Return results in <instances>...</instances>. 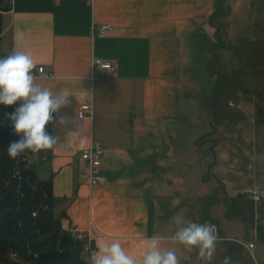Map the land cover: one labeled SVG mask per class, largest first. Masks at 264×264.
<instances>
[{
	"label": "crops",
	"instance_id": "1",
	"mask_svg": "<svg viewBox=\"0 0 264 264\" xmlns=\"http://www.w3.org/2000/svg\"><path fill=\"white\" fill-rule=\"evenodd\" d=\"M0 1L6 7L0 57L14 48L31 52L34 69L50 74L35 76L36 82L71 93L45 126L65 146L27 157L39 179L51 181L55 211L65 214L62 227L89 230L95 251L98 239H119L135 254L152 236L162 238V248L179 251L160 234L172 182L157 174L163 167L156 155L170 149L177 122L190 112L186 97L195 86L184 76L185 36L208 8L200 0ZM99 24L113 29L97 37L93 26ZM94 58L112 61L115 72L93 68ZM89 97L92 118L80 119L78 108ZM94 143L104 150L108 181L89 186L80 154Z\"/></svg>",
	"mask_w": 264,
	"mask_h": 264
},
{
	"label": "rangeland",
	"instance_id": "2",
	"mask_svg": "<svg viewBox=\"0 0 264 264\" xmlns=\"http://www.w3.org/2000/svg\"><path fill=\"white\" fill-rule=\"evenodd\" d=\"M200 1L208 10L185 36L184 76L195 86L186 97L190 112L177 122L171 155L164 147L156 155L163 167L157 174L172 182L160 234L171 238L183 226L176 215L203 224L201 202L212 196L207 208L222 239L210 261L171 241L181 248L179 264H224L226 257L229 264H264V200L237 196L264 191V0ZM248 241L252 253L242 245Z\"/></svg>",
	"mask_w": 264,
	"mask_h": 264
},
{
	"label": "trees",
	"instance_id": "3",
	"mask_svg": "<svg viewBox=\"0 0 264 264\" xmlns=\"http://www.w3.org/2000/svg\"><path fill=\"white\" fill-rule=\"evenodd\" d=\"M5 9L0 5V12ZM209 24L214 27L216 22L210 18ZM20 104H0V264H90L84 256L85 242L62 227L65 214L55 211L51 181L39 179L29 167L27 157L33 152L16 159L6 154L8 145L23 135L15 133L9 119ZM211 106L215 129L216 108ZM213 200L209 196L201 202L204 221L212 222L207 205Z\"/></svg>",
	"mask_w": 264,
	"mask_h": 264
},
{
	"label": "clouds",
	"instance_id": "4",
	"mask_svg": "<svg viewBox=\"0 0 264 264\" xmlns=\"http://www.w3.org/2000/svg\"><path fill=\"white\" fill-rule=\"evenodd\" d=\"M35 67L33 54L19 48H14L6 57H0V104L11 106L18 100L22 101L9 115L15 133L23 134L8 145L6 154L10 159H16L29 150L38 152L65 146L58 145L57 138L49 135L45 126L52 120V114L66 105L71 93L65 89L54 93L52 88L37 83L32 75ZM61 123L64 121L61 120ZM85 144L86 141L80 139L78 146L83 148ZM172 219L178 226L183 224L172 235L173 242H178L188 250L197 248L202 258L212 257L217 241L214 225L185 222L180 215ZM161 244V237H149L141 250L134 254L119 239H98L90 264H179L176 252L162 248ZM224 264H229V258H225Z\"/></svg>",
	"mask_w": 264,
	"mask_h": 264
},
{
	"label": "built area",
	"instance_id": "5",
	"mask_svg": "<svg viewBox=\"0 0 264 264\" xmlns=\"http://www.w3.org/2000/svg\"><path fill=\"white\" fill-rule=\"evenodd\" d=\"M113 27L109 24H99L93 26V33L97 37H103L106 33L111 31ZM92 66L95 69L104 70L108 73H114L116 70V65L109 60H103L100 58H94L92 60ZM32 75L40 76V77H46L50 74L44 70L42 66L37 67L36 69H33ZM77 117L80 119H91L92 118V103L91 98L89 97L84 103H82L78 108ZM104 150L99 144H91L86 149H84L80 156L86 163V169H87V182L89 186H98V185H104L107 183V177L103 173L101 169V160L103 157ZM248 197L253 202H258L260 200H264V191L258 190L256 188L250 189L247 192ZM204 223H208L209 225H214V233L217 236L218 239H222L218 235V229L217 226L206 220ZM69 232L75 236V238L79 240H83L85 242L84 244V256L85 260L90 263L91 256L95 253V250L91 248L90 242L92 240V234L89 230L82 231L77 228H72L69 230ZM243 247L250 253L253 252L255 249V244L252 241H248L245 243H242ZM198 256L199 252H198ZM12 257H15V255H12ZM201 259L205 261H210V258L207 257H200Z\"/></svg>",
	"mask_w": 264,
	"mask_h": 264
},
{
	"label": "water",
	"instance_id": "6",
	"mask_svg": "<svg viewBox=\"0 0 264 264\" xmlns=\"http://www.w3.org/2000/svg\"><path fill=\"white\" fill-rule=\"evenodd\" d=\"M245 195H247V193L238 194L237 196H245Z\"/></svg>",
	"mask_w": 264,
	"mask_h": 264
}]
</instances>
